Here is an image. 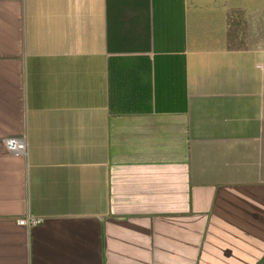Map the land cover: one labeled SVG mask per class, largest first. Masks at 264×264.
Here are the masks:
<instances>
[{
    "label": "crops",
    "instance_id": "0c3cea01",
    "mask_svg": "<svg viewBox=\"0 0 264 264\" xmlns=\"http://www.w3.org/2000/svg\"><path fill=\"white\" fill-rule=\"evenodd\" d=\"M0 264H264V0H0Z\"/></svg>",
    "mask_w": 264,
    "mask_h": 264
},
{
    "label": "built area",
    "instance_id": "2783aa9c",
    "mask_svg": "<svg viewBox=\"0 0 264 264\" xmlns=\"http://www.w3.org/2000/svg\"><path fill=\"white\" fill-rule=\"evenodd\" d=\"M4 143L8 150L14 154H26L28 151V142L25 135L17 137H7L4 139ZM42 221L32 215H28L18 219V223L24 226H32L40 224Z\"/></svg>",
    "mask_w": 264,
    "mask_h": 264
}]
</instances>
